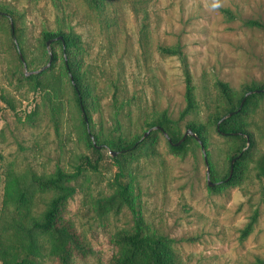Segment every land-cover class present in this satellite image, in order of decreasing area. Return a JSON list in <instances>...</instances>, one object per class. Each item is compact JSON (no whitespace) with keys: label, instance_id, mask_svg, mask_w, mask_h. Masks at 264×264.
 <instances>
[{"label":"rangeland","instance_id":"obj_1","mask_svg":"<svg viewBox=\"0 0 264 264\" xmlns=\"http://www.w3.org/2000/svg\"><path fill=\"white\" fill-rule=\"evenodd\" d=\"M0 2L19 14L28 61L26 69L18 63L11 23L0 16V264L2 250L12 253L26 242L31 219L42 214L55 192L33 184L32 175L46 176L58 167L74 174L69 183L75 192L61 203L58 215L71 221L79 246L60 261L53 253L55 232L32 229L41 246L38 264H118L128 246L124 236L136 220L165 238L171 264L264 260V175L258 173L264 95L237 119L252 132V145L228 184L217 181L229 170L236 140L217 132L211 119L223 103L217 80L234 91L264 83V27L245 23L264 24V0H100L97 8L87 0ZM67 24L81 37L78 55L90 86L92 131L131 140L149 130L135 150L123 155L122 179L130 186L133 209L115 195L119 168L112 157L117 153L101 148L103 157L95 162L60 59L40 71L39 84L27 78V71L49 58L41 31ZM177 44L184 61L159 49ZM185 69L196 107L180 118ZM162 112L182 133L188 123L202 124L207 147L191 143L171 152L163 132L146 126ZM207 164L216 182L212 186ZM253 216L249 233L241 237Z\"/></svg>","mask_w":264,"mask_h":264},{"label":"trees","instance_id":"obj_2","mask_svg":"<svg viewBox=\"0 0 264 264\" xmlns=\"http://www.w3.org/2000/svg\"><path fill=\"white\" fill-rule=\"evenodd\" d=\"M87 1L96 8L100 6V0ZM224 10L226 13L231 14L229 9ZM0 16L8 19L11 23L10 29H12V36L14 38L12 45L16 49L18 63L20 65L23 64L20 58L21 53L27 65L28 61L26 59L23 46L20 43L19 27L17 26V20L19 18L18 12L5 3L0 2ZM245 23L248 25L264 27V24L258 20L249 19L245 21ZM48 40H51L49 48L53 53L50 68L53 67L57 59H60L61 71H63L65 80L71 87L73 99L81 113L82 123L86 128V135L91 152L97 157L95 162L103 157L101 148L107 149L109 152L114 151L117 153L112 157L119 168V172L117 174L118 176L115 178L117 186L115 195L126 201L133 209L132 206L134 198L131 196L130 186L122 179V177H124L126 167L123 155L135 150L138 147L137 145L143 142L141 136L145 133V131L141 134H137L131 140L114 136L98 137L91 129V116L87 101L90 89L88 77L86 75V71L80 68L81 58L78 55L82 48L80 35L76 33L70 25H60L54 30L41 31L40 42L44 49L46 48V42ZM56 48H58V51ZM159 49L163 53L178 55L182 61L185 60L182 47L179 44L172 46L163 45L160 46ZM45 51L47 52L46 49ZM184 74L185 105L179 113L180 118L194 110L196 107L194 85L191 78H189L190 75L187 69H185ZM27 78L35 79L37 81L36 83L39 84L41 82V72L30 73ZM216 84L219 88L223 103L222 106H220V108L212 115V123L214 124L217 132L231 136L236 140V145L230 154L229 159L231 166V159L235 158L234 163H232V174L228 177L230 172L229 167L228 172L217 181L221 184H228L236 179L239 165L238 161L239 159L247 156L249 148L252 145V132L246 127L243 121H238L237 119L256 106L257 98L264 95V83L252 82L245 84L238 91L232 90L229 84L222 81V79L217 80ZM175 123L176 121L174 119L166 115L165 112H162L160 115L154 117L151 122H147L146 126L153 127L157 125L167 133L170 138V141L168 139L167 140L169 143V150L171 152H182L191 143L200 145L192 134H188L179 144H175L180 140L184 133L180 131V128H178ZM187 128L192 130V132L202 142L204 148H206L207 139L204 134L203 125L188 123ZM157 131L161 130L158 129ZM149 136H151V133H149ZM249 141L251 144L248 146V149H243ZM79 157L85 159L88 158L84 155ZM258 160V173L264 175V153ZM88 163L91 167H95L91 161H88ZM73 176L74 174L67 173L59 167L46 176L32 175L31 182L33 184L50 187L54 189L55 192L51 196L52 198L49 199L42 214L39 217L31 219L26 242H24L22 246L14 249L12 253H9L6 250L1 251L3 264H38L36 258L39 256L41 246L36 239V235L32 232V229L45 230L50 228L55 232L56 244L53 247V253L60 261L66 260L71 247L79 246L77 235L71 221L69 219L60 218L58 215L61 203L75 192L74 185L69 183V179ZM210 180L213 181L214 184L216 183L214 180ZM254 219L255 217L253 216L241 230V237H245L249 233ZM124 239L127 241L128 246L126 247V250L117 257L116 260L118 261V264H171L169 251L164 242L165 238L154 231L142 228L139 220H136L134 230L126 234ZM255 264H264V260L257 257Z\"/></svg>","mask_w":264,"mask_h":264},{"label":"water","instance_id":"obj_3","mask_svg":"<svg viewBox=\"0 0 264 264\" xmlns=\"http://www.w3.org/2000/svg\"><path fill=\"white\" fill-rule=\"evenodd\" d=\"M50 42H51V40H48V41L46 42V46H47L48 49H49V46H50ZM48 54H49V58H48V61H47V63H46L45 65H43V66L40 67L39 69H35V70L27 71L26 73H28V74H29V73H38V72H40L41 70L47 68V67L51 64V61H52V58H53V53H52V51H51L50 49L48 50ZM20 58H21V61H22L23 65H24V68L26 69V63H25V60H24V58H23V56H22L21 53H20ZM151 128H158V129H160V130L163 132V134L167 137V139L170 141V138L168 137L167 133H166L164 130H162V128H161L160 126H157V125H156V126H153V127H151ZM148 132H149V130L145 131L144 135L147 134ZM188 134H192V135L197 139V141L200 143L202 149L204 150V146H203L202 142H201V141L199 140V138H198V137L192 132V130H191L190 128H187V129L184 131V133H183L182 137L180 138V140L177 141L175 144H179V143H180V142H181V141H182V140H183ZM110 153L114 154V153H116V152H114V151H110ZM205 154H206V152H205ZM233 159H235V158H233ZM233 159H231V166H230V172H229V176H228V177H230L231 174H232V163H233V161H234ZM204 160L208 163V161H207L206 158H205ZM209 173H210V168L208 167V164H207V178H208L207 183H208L209 186H212V185L214 184V182L210 180Z\"/></svg>","mask_w":264,"mask_h":264}]
</instances>
